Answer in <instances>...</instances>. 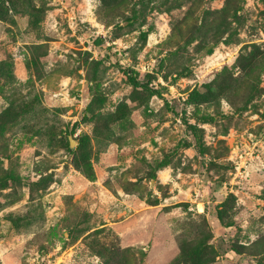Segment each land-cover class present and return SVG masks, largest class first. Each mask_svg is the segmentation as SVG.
<instances>
[{"label":"rangeland","instance_id":"rangeland-1","mask_svg":"<svg viewBox=\"0 0 264 264\" xmlns=\"http://www.w3.org/2000/svg\"><path fill=\"white\" fill-rule=\"evenodd\" d=\"M198 262L264 264V0H0V264Z\"/></svg>","mask_w":264,"mask_h":264},{"label":"trees","instance_id":"trees-1","mask_svg":"<svg viewBox=\"0 0 264 264\" xmlns=\"http://www.w3.org/2000/svg\"><path fill=\"white\" fill-rule=\"evenodd\" d=\"M209 120V119H208ZM69 135H72V136H75V131L74 132H69ZM83 138V137H82ZM82 138H80V140L82 139ZM69 144H71V141L69 142ZM167 161H165V160H162V161H160L157 165H156V167H155V169H153L155 172L158 170V169H162V168H164L167 164ZM151 179L152 180H157V178H156V176L155 175H152L151 174ZM223 215V214H222ZM201 247H203V249L202 250H204L206 247H208V244H206L205 246H201ZM233 250V252H236V253H239V254H241V252L238 250V249H236V250H234V249H232ZM199 251V249H197L196 251H194V250H192V251H190V256H192L193 254H194V252H198ZM199 253V252H198ZM198 261V260H197ZM199 264H201V262H198Z\"/></svg>","mask_w":264,"mask_h":264},{"label":"crops","instance_id":"crops-1","mask_svg":"<svg viewBox=\"0 0 264 264\" xmlns=\"http://www.w3.org/2000/svg\"><path fill=\"white\" fill-rule=\"evenodd\" d=\"M172 171H173L172 167L170 166H168V168L164 167L163 169L160 170V172H158V178L161 181H165V182L168 181L167 183H170V181H172L174 178ZM173 184L175 183L173 182Z\"/></svg>","mask_w":264,"mask_h":264},{"label":"built area","instance_id":"built-area-1","mask_svg":"<svg viewBox=\"0 0 264 264\" xmlns=\"http://www.w3.org/2000/svg\"><path fill=\"white\" fill-rule=\"evenodd\" d=\"M69 18H70L71 22L75 23V16L73 14H70Z\"/></svg>","mask_w":264,"mask_h":264},{"label":"water","instance_id":"water-1","mask_svg":"<svg viewBox=\"0 0 264 264\" xmlns=\"http://www.w3.org/2000/svg\"><path fill=\"white\" fill-rule=\"evenodd\" d=\"M77 141L74 138H71V146H74V144H76Z\"/></svg>","mask_w":264,"mask_h":264}]
</instances>
